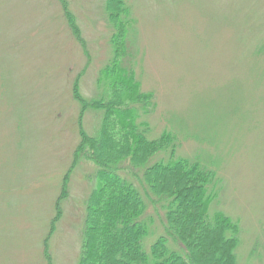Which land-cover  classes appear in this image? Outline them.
I'll return each mask as SVG.
<instances>
[{"label": "rangeland", "instance_id": "374dc122", "mask_svg": "<svg viewBox=\"0 0 264 264\" xmlns=\"http://www.w3.org/2000/svg\"><path fill=\"white\" fill-rule=\"evenodd\" d=\"M65 1L74 28L61 0H0V264H78L82 254L98 175L74 158L104 111L83 112L76 91H106L114 28L106 0ZM128 2L135 75L155 101L142 116L149 136L174 132L179 156L216 170L210 213L239 223L238 264H264V0ZM126 173L145 193L142 171ZM146 200L149 251L165 215Z\"/></svg>", "mask_w": 264, "mask_h": 264}, {"label": "trees", "instance_id": "16d2710c", "mask_svg": "<svg viewBox=\"0 0 264 264\" xmlns=\"http://www.w3.org/2000/svg\"><path fill=\"white\" fill-rule=\"evenodd\" d=\"M61 1L76 27L66 1ZM128 1L106 0L114 28V56L104 71L106 91L93 99L81 98L76 91L83 112L104 111L98 134L83 129L75 152L74 164L82 157L91 159L98 175L86 202L78 264H238L239 223L222 211L209 210L222 184L216 170L198 158L179 156L174 132L149 136L151 127L142 116L153 110L155 101L151 93L141 91L135 75L128 44L134 20ZM133 168L142 171L145 193L127 176ZM147 196L165 215L164 234L149 251L144 245L152 232V221L145 217Z\"/></svg>", "mask_w": 264, "mask_h": 264}]
</instances>
